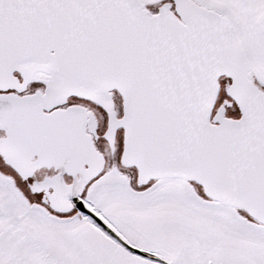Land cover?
Returning <instances> with one entry per match:
<instances>
[{"label": "snow or ice", "instance_id": "obj_1", "mask_svg": "<svg viewBox=\"0 0 264 264\" xmlns=\"http://www.w3.org/2000/svg\"><path fill=\"white\" fill-rule=\"evenodd\" d=\"M0 264H264V0H0Z\"/></svg>", "mask_w": 264, "mask_h": 264}]
</instances>
